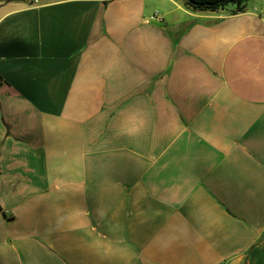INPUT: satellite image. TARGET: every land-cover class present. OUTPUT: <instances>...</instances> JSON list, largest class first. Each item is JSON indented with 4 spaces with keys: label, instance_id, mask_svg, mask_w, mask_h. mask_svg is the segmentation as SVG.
Returning <instances> with one entry per match:
<instances>
[{
    "label": "crops",
    "instance_id": "crops-1",
    "mask_svg": "<svg viewBox=\"0 0 264 264\" xmlns=\"http://www.w3.org/2000/svg\"><path fill=\"white\" fill-rule=\"evenodd\" d=\"M0 264H264V0H0Z\"/></svg>",
    "mask_w": 264,
    "mask_h": 264
},
{
    "label": "trees",
    "instance_id": "trees-1",
    "mask_svg": "<svg viewBox=\"0 0 264 264\" xmlns=\"http://www.w3.org/2000/svg\"><path fill=\"white\" fill-rule=\"evenodd\" d=\"M237 0H188L189 5L195 10H213Z\"/></svg>",
    "mask_w": 264,
    "mask_h": 264
}]
</instances>
